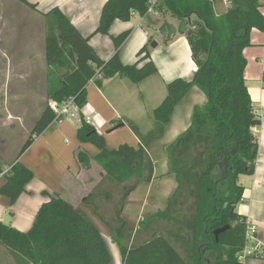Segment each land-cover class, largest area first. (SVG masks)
I'll list each match as a JSON object with an SVG mask.
<instances>
[{
  "label": "trees",
  "instance_id": "trees-1",
  "mask_svg": "<svg viewBox=\"0 0 264 264\" xmlns=\"http://www.w3.org/2000/svg\"><path fill=\"white\" fill-rule=\"evenodd\" d=\"M16 1L35 9L25 0ZM149 1L107 0L94 35L107 36L115 21L129 22L133 15L143 17ZM259 7L258 0H230L227 11L217 14L213 0H157L159 16L169 14L189 26L184 35L196 66L192 80L175 79L167 84L166 98L153 111L150 132L140 133L129 121L111 123L110 130L128 126L139 141L137 149L121 145L108 150L105 139L92 126L83 124L79 129V141L94 145L98 154L90 158L78 151L76 160L82 167L95 162L103 174L80 205L90 206L109 230L121 264H241L246 219L235 211L243 193L239 177L254 174L258 138L252 130L261 124L245 85L243 51L251 46L252 29L264 32ZM44 19L48 103L60 104L73 97L82 110L92 79L97 87L114 76L137 84L156 73L148 53L151 39L138 51L135 64L123 65L118 49L130 31L123 32L112 39L115 53L104 62L90 47L89 38L82 37L59 10L53 9ZM98 70L100 79L96 78ZM193 87L204 94L206 102L193 108L189 128L166 148L175 190L162 211L133 229L122 213L130 193L153 178L154 167L146 149L163 137L174 108ZM53 122L54 114L47 104L17 158ZM4 178L0 195L13 204L33 173L15 161ZM104 183L111 189H101ZM43 195L48 200L40 206L27 232L0 223V264H112L105 240L80 206L59 196ZM106 204L112 208L108 216L101 212ZM157 221L168 224L164 234L155 235L152 226ZM225 226L229 228L216 239L214 231ZM149 231L150 239L133 244Z\"/></svg>",
  "mask_w": 264,
  "mask_h": 264
},
{
  "label": "crops",
  "instance_id": "crops-1",
  "mask_svg": "<svg viewBox=\"0 0 264 264\" xmlns=\"http://www.w3.org/2000/svg\"><path fill=\"white\" fill-rule=\"evenodd\" d=\"M0 1V12H5L6 16L5 22L0 23V53L9 54L7 60L9 65L13 62L14 68L22 67L24 63L32 65L35 60L40 61L42 67H45L44 15L53 9L59 10L82 37L89 38L90 47L104 62L115 53L112 39L123 32L130 31L128 38L118 49L119 59L123 65L135 64L138 60V51L148 44L150 39L151 43L153 41L156 43L155 48L150 47L151 43L148 46L150 61L156 68L154 75L137 84L126 78L114 76L104 81L101 87H97L93 82L86 87V106L79 115L81 118L90 117V126L103 136L108 150L117 149L121 145L137 149L139 141L130 128L124 125L110 130L111 123L119 120L129 121L140 133L150 132L154 125L153 111L166 98L167 84L175 79L190 81L196 71L184 34L177 33L169 39L159 35L158 29L165 22L163 21L164 18L166 19L165 16L148 15L142 19L138 15H133L129 22L115 21L108 35L103 36L94 35V32L99 25L101 11L107 0H25L35 6L34 10L16 0L7 3L6 0ZM169 17V21L166 22L174 26L180 23L175 18ZM250 40L251 46L243 51L246 59L244 80L253 110L259 111L264 118L262 81L264 32L252 29ZM14 62L21 63L18 66L17 63L14 65ZM144 63H139V67ZM36 74L38 75V73L31 75L36 77ZM41 74L45 81V70ZM18 76L24 78L22 75ZM205 102L204 94L193 87L174 108L163 137L146 149L154 167L147 193L151 192L152 185H157V188L153 194L149 193L152 196V206L148 212L143 210L146 208L147 199L140 202V206L138 205L139 211H143L138 212L135 209V203L139 200L138 197L133 196L142 184L130 193L122 214L129 227L134 228L140 221L166 207L167 200L176 187L174 176L168 166L166 148L189 128L193 108L201 107ZM80 128L77 121L71 118L53 122L35 137L30 147L19 158L16 157L7 169L2 167L3 172L7 171L17 161L33 173V178L13 204L8 198L0 195V223L19 232H27L40 206L48 200L43 193L49 196H68L72 203H78L99 230L110 253L112 264H121L118 248L111 241L108 229L93 215L90 206L80 205L95 185L93 174L98 172L95 162L89 167H82L76 160L78 151L85 152L90 158L98 154L94 145L79 141ZM252 131L258 138L256 168L253 175L239 177L243 193L237 214L257 226L258 237L264 243V122L261 121L260 126ZM2 158L0 161L3 162ZM4 183L5 178H0V188ZM149 233L151 234V231ZM149 233H142L141 236L145 238ZM243 264H264V260L246 259Z\"/></svg>",
  "mask_w": 264,
  "mask_h": 264
},
{
  "label": "rangeland",
  "instance_id": "rangeland-1",
  "mask_svg": "<svg viewBox=\"0 0 264 264\" xmlns=\"http://www.w3.org/2000/svg\"><path fill=\"white\" fill-rule=\"evenodd\" d=\"M11 1L13 0H6V3ZM213 1L215 3V11L217 14H224L230 7V0ZM4 14L5 12H0V23L5 22L6 16ZM164 16L166 19L164 18L163 21H169L170 15L164 14L163 17ZM193 21L194 19L192 18V22ZM8 55L9 54L6 52L0 53V158L3 157V162L0 161V164L5 169H7L18 156L23 144L29 138L35 123L48 104L46 96V74L45 81H43L41 74L42 72L44 73V70L45 73L47 72L46 64H44L45 67H42L40 61L35 60L32 62V65L24 63V66L20 67L19 64L21 62H14V65L17 63L19 66L14 68L13 62L12 65H9V61L7 60ZM32 73H38L40 77L37 74L36 77H32ZM18 75H22L24 78H18ZM96 171H98L97 174L96 172L93 174L94 180L96 181L93 184L95 185H97L103 178V174H98L99 172L102 173V170L98 165L96 166ZM94 186H92L91 191ZM147 187L148 184L142 183L141 187H139L136 194L133 196L138 197L139 200V202L135 203V209L138 212L143 210L148 212L152 206V196H150L149 193L153 194L154 191H156L157 185H152L151 192L148 193ZM103 188L111 189V185L104 183V186L101 189ZM112 191L114 195L117 194L115 189ZM59 196L73 206H78V203H72L68 196ZM96 198L100 199L99 197ZM144 199H147L145 201L146 208L139 211L138 205L140 206V202L142 203ZM109 205L110 204H106V206L101 207V212L106 216L110 215L112 211V208ZM238 210L239 204L235 208L236 213ZM137 228L138 225L133 229ZM167 228H169V226L164 221H157L156 224L152 226L155 235L164 234ZM107 231L108 235L111 237L109 230ZM150 235L151 234L149 233L145 238L140 235L133 244H139L142 241L150 239Z\"/></svg>",
  "mask_w": 264,
  "mask_h": 264
},
{
  "label": "built area",
  "instance_id": "built-area-1",
  "mask_svg": "<svg viewBox=\"0 0 264 264\" xmlns=\"http://www.w3.org/2000/svg\"><path fill=\"white\" fill-rule=\"evenodd\" d=\"M260 4V12L264 17V0H258ZM157 0H150L148 3V7L146 13L142 19L146 16H154L159 17V13L156 11ZM96 78H102V74L100 70L96 72ZM94 83V79L90 81V83ZM48 106L50 110L54 114V122H60L66 118H71L77 121V123L82 126L83 124L90 125L91 119L90 117L81 118L79 113L81 110L77 107L75 103V99L73 97H69L64 100L62 103L57 104L55 102H49ZM254 115L257 118H260L261 121L264 122V118L260 115L259 111H253ZM8 171V170H7ZM7 171L0 173V178L5 177ZM258 259L264 260V243L258 237V229L255 224L252 222L246 221L245 228V236H244V246L241 254L239 255V261L241 264L244 263L246 259Z\"/></svg>",
  "mask_w": 264,
  "mask_h": 264
},
{
  "label": "water",
  "instance_id": "water-1",
  "mask_svg": "<svg viewBox=\"0 0 264 264\" xmlns=\"http://www.w3.org/2000/svg\"><path fill=\"white\" fill-rule=\"evenodd\" d=\"M188 24L184 23V22H180L177 26H174L168 22H164L160 28L158 29V33L159 35L162 37V38H166V39H169L172 35H175V34H185L188 30ZM150 47L151 48H155L156 47V43L153 41L151 44H150ZM229 227L228 226H225V227H222L218 230H215L214 231V236L215 238L217 239V236L218 234L224 232L225 230H227Z\"/></svg>",
  "mask_w": 264,
  "mask_h": 264
}]
</instances>
